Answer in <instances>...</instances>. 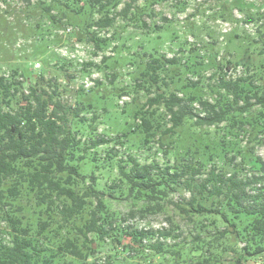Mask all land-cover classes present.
<instances>
[{"label":"trees","instance_id":"trees-1","mask_svg":"<svg viewBox=\"0 0 264 264\" xmlns=\"http://www.w3.org/2000/svg\"><path fill=\"white\" fill-rule=\"evenodd\" d=\"M38 1L49 24L74 25L79 35L75 40L92 45L96 54L110 46L112 35L102 33L115 27L117 20L134 29H160L144 19H155L157 13L147 5L159 0ZM161 20L167 23L166 18ZM179 62L176 57L151 56L142 77L157 84L164 81L159 73ZM229 65V61L215 65L216 88L224 94L219 91L214 102L167 90L147 99L146 107L162 106L167 114L169 126L164 132L176 139L167 156L173 155L174 161L140 163L129 155L118 160V174L108 187L98 185L99 161L92 151L113 139L93 137L92 124L98 119L93 105H85L78 97L73 105L68 104L62 100L66 91L60 89L56 77L44 79L39 72L31 79L29 68L0 74V224H5L7 236H0V264H114L110 255L96 259L106 241L120 243V236L131 238L127 248L135 256L147 249L159 258L158 264H224V252L233 255V264H245L249 258L264 255V161L253 146L226 140L242 133L250 144L258 134L264 136V91L259 93L258 86L249 83L254 76L227 80L223 71ZM247 82L255 89L250 95L245 93ZM196 85L189 81L184 88ZM228 96L230 101L221 102ZM241 99L243 105L235 107ZM195 102L200 109L192 107ZM255 105L260 111L247 117ZM83 110L94 114L79 118ZM133 118L139 123L130 131L140 132L143 138L139 150L155 133L146 111ZM186 120H192L194 128L227 124L216 142L206 139V133L192 132L185 143L179 140V130ZM85 128L87 139H82L78 134ZM111 153L104 162L116 156ZM215 158L234 164L226 171ZM87 163L94 166L88 174L83 172ZM181 191H187L188 198ZM173 194L177 200L170 198ZM112 200L130 202L135 208L121 217L110 210ZM167 204L174 217L191 224L186 238V231L168 214ZM160 213L168 216V227L137 230L119 224V219L125 222L136 215ZM238 243L243 245L240 249L233 247ZM139 258L152 264L153 258Z\"/></svg>","mask_w":264,"mask_h":264},{"label":"rangeland","instance_id":"rangeland-1","mask_svg":"<svg viewBox=\"0 0 264 264\" xmlns=\"http://www.w3.org/2000/svg\"><path fill=\"white\" fill-rule=\"evenodd\" d=\"M137 4L142 5V1ZM41 7L38 0H0V74L16 68H29L32 71L31 79L39 72L44 74V79L56 77L61 84L60 89L66 91H63L62 100L68 104L73 105L75 97H78L85 105H93V110L98 114V119L92 124L95 128L93 137L113 139L108 145L92 151L96 152L99 161V169L95 171L99 187H108L113 183L118 174V160L129 155L136 156L140 163L156 161L164 165L167 160L170 163L174 161L173 155L167 156V150L172 146L171 141L174 143L176 139L168 137L164 132L169 126L164 108L146 107L147 99L160 91H178L179 96L196 95L197 98L214 102L219 91L224 94V90L216 88L219 74L215 65L218 62L226 64L228 61L231 65L224 67L223 71L227 80L254 76L249 83L258 86L259 93L264 91V0H159L147 5V8L157 13L155 19L150 22L146 17L144 19L151 27L155 24L160 29H134L117 20L115 27L102 33L106 37L112 35L110 46L97 54L92 45L75 40L79 35L74 25L65 21L49 24L51 21L43 15ZM162 17L167 19V23H163ZM163 55L180 59L179 65L159 73V78L164 81L159 80L154 84L148 78L144 80L142 73L146 71L151 56L159 58ZM189 81L197 85L184 88ZM164 82L168 87H165ZM249 83H245V93L248 95L251 89L255 90ZM78 89H82L80 96H77ZM225 99L230 101L232 98L223 97L221 102H225ZM250 101L252 103L254 100ZM243 103L241 99L235 107ZM192 107L200 109L197 102ZM145 111L155 136L137 150L142 143V135L130 130L139 123V119L134 120V114ZM259 111L260 107L255 105L246 113L247 117H255ZM93 114L92 110H83L79 118L88 119ZM226 124L194 128L192 120H186L179 130V140L187 143L190 134L195 132L206 133V139L216 142L220 140L218 138L225 131ZM86 130L78 134L82 139H87ZM122 133L127 137L121 136ZM237 136L227 137L226 140L237 139L232 141L243 147L253 146L256 155L264 161V136L258 134L257 141L250 144L246 140L248 136L242 133ZM132 144L135 146L130 150L128 147ZM108 152L116 155L110 163L104 162ZM214 161L226 171L230 170L229 165L234 164L225 159L215 158ZM84 165L83 172L87 174L94 168L89 163ZM180 193L188 198L187 191ZM177 196L173 194L170 198L177 200ZM129 203L112 200L110 210L125 217L130 209L135 208ZM167 207L173 221L186 231L183 233L186 238L191 224L183 221L180 216L174 217L170 204ZM167 218L162 213L145 217L136 215L125 222L119 219V224L121 228L157 229L168 227ZM4 231L5 224H0V236H5ZM120 237V243L106 241V246L101 249L103 252L96 260L102 261L110 255L114 264H133L136 259H139L136 264H147L148 261H142L139 257L153 258L152 264L159 263V258L152 256L147 249L140 253L142 256H135V252L127 248L131 238ZM242 246L240 243L233 245L236 249ZM233 259V255L223 253L224 264H233ZM248 260L245 264H264V255Z\"/></svg>","mask_w":264,"mask_h":264},{"label":"built area","instance_id":"built-area-1","mask_svg":"<svg viewBox=\"0 0 264 264\" xmlns=\"http://www.w3.org/2000/svg\"><path fill=\"white\" fill-rule=\"evenodd\" d=\"M254 264H261V263H254Z\"/></svg>","mask_w":264,"mask_h":264}]
</instances>
